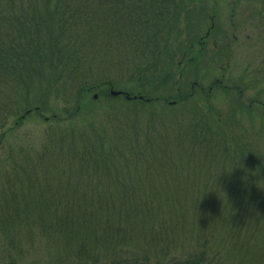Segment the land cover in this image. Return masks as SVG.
I'll return each mask as SVG.
<instances>
[{
    "label": "trees",
    "instance_id": "16d2710c",
    "mask_svg": "<svg viewBox=\"0 0 264 264\" xmlns=\"http://www.w3.org/2000/svg\"><path fill=\"white\" fill-rule=\"evenodd\" d=\"M197 6L0 0V264H264V70L210 105Z\"/></svg>",
    "mask_w": 264,
    "mask_h": 264
},
{
    "label": "rangeland",
    "instance_id": "374dc122",
    "mask_svg": "<svg viewBox=\"0 0 264 264\" xmlns=\"http://www.w3.org/2000/svg\"><path fill=\"white\" fill-rule=\"evenodd\" d=\"M196 1L197 7H201L202 12L191 10L181 22L184 42L180 46L192 50L191 45H189L191 40H194L198 46L199 43H202L200 45H202L203 58L209 66L205 64L207 69L203 70L200 68L203 64L198 66V73L202 77H200L201 82L204 84L208 82L206 84L208 86L214 78L225 77V81L221 84H226L227 87L225 92H211L210 90L209 95L211 94V96L208 103L220 111L228 112L230 107L235 105L237 92L242 87L240 80H244L243 85H245L252 78L253 72H247V67L250 66L249 71H255L257 67L262 66L264 70V9H261V4L258 2L248 0ZM198 46L194 47L195 51L200 50ZM189 53L183 61L185 65L183 79L184 77L189 79L191 75L192 77L195 76L193 68L186 65L191 57ZM212 67H214L213 72ZM224 69L225 71L222 72ZM256 87L260 86L247 89L246 94H255ZM208 88L205 87V90ZM92 93L91 97L94 95L92 98L96 101L95 105L103 104L104 100L99 101L100 92L93 91ZM255 109L259 108L255 107ZM33 121H27L23 130H28L32 135H37L41 127L39 123L37 125ZM241 121L245 126V121ZM36 137L41 138L39 135ZM257 139L258 146H264V132H261ZM29 254L23 258V264H31L32 262L43 264L48 258L46 251H43L39 246L35 248L33 253Z\"/></svg>",
    "mask_w": 264,
    "mask_h": 264
},
{
    "label": "water",
    "instance_id": "95a60500",
    "mask_svg": "<svg viewBox=\"0 0 264 264\" xmlns=\"http://www.w3.org/2000/svg\"><path fill=\"white\" fill-rule=\"evenodd\" d=\"M110 93L113 96H116V95H119L120 94V92H118V91H111ZM127 98H128V96H127Z\"/></svg>",
    "mask_w": 264,
    "mask_h": 264
}]
</instances>
